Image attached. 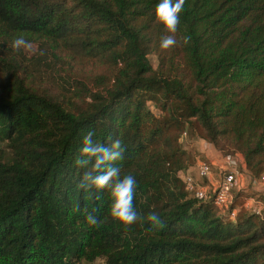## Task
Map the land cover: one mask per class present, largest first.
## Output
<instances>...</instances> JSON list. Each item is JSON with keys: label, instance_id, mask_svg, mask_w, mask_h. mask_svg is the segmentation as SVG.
Here are the masks:
<instances>
[{"label": "trees", "instance_id": "obj_1", "mask_svg": "<svg viewBox=\"0 0 264 264\" xmlns=\"http://www.w3.org/2000/svg\"><path fill=\"white\" fill-rule=\"evenodd\" d=\"M157 3L0 0V264H264V212L243 205L251 192L232 189L223 210L213 191L193 196L181 144L193 136L222 164L237 158L250 182L264 173V0H186L168 51ZM18 36L32 52L13 50ZM89 131L125 149L117 166L137 181L140 216L127 230L108 192L77 188Z\"/></svg>", "mask_w": 264, "mask_h": 264}, {"label": "clouds", "instance_id": "obj_2", "mask_svg": "<svg viewBox=\"0 0 264 264\" xmlns=\"http://www.w3.org/2000/svg\"><path fill=\"white\" fill-rule=\"evenodd\" d=\"M185 2L186 0H158L155 9L156 20L167 32L160 42L162 50L168 51L177 45L176 34ZM188 39L185 38V43ZM12 48L15 51H28L32 45L23 36H18L13 40ZM94 136L95 133L89 131L82 139L80 157L76 164L85 171L77 188L95 199H99V193L108 192L111 197L110 216L127 230L140 219L133 204L137 181L130 174L121 176V169L117 166L125 151L121 141L116 139L100 143L93 139ZM85 212L88 226H98L95 210L88 212L85 209ZM147 220L152 228L164 227L163 221L155 212L148 215Z\"/></svg>", "mask_w": 264, "mask_h": 264}, {"label": "rangeland", "instance_id": "obj_3", "mask_svg": "<svg viewBox=\"0 0 264 264\" xmlns=\"http://www.w3.org/2000/svg\"><path fill=\"white\" fill-rule=\"evenodd\" d=\"M30 44L32 45V48L26 51L27 53L32 52V50L34 49V43H30ZM148 59L150 63L152 64V66L156 65V55L154 53H149ZM69 62L73 65V69L77 72H81L80 71L81 69H85L89 67V64L87 61H79L77 58H73V59L69 58ZM78 75L82 76V73ZM148 107L153 112L156 113V108L150 102L148 103ZM181 144L185 150H188L191 153L194 159V162L188 167L186 171H188V173L191 174L197 180H202L206 184L208 183L212 188V186L214 185V181L217 178L219 179L223 173V170L220 169L221 164H222L220 161L221 155H219L218 152L209 143L197 137H193V136H186V138L183 137L181 138ZM207 148L209 149L207 150ZM206 150L208 152H206ZM210 152H214V154L216 155V158H218L220 163H219V166L215 165L216 167L214 168L212 166L209 167V172L211 174L214 173V175H210V177L208 176L209 178L207 177V178L201 179L196 175L195 161L197 159H205V158L214 159L215 155L213 157L208 156ZM233 162H235V170H236L237 177H238V187L237 188H243V189H246L248 192H251V194L244 199L243 205L246 203L244 206L247 209H249L248 208L249 206L250 208L251 207L257 208L259 212L260 211L264 212V196H262L263 194L262 192H264V189L263 187H259V185L264 186V184H257L255 181L251 183L247 172H245V170L240 168V163H238V159L233 158ZM90 264H106V263L103 261L102 258H95Z\"/></svg>", "mask_w": 264, "mask_h": 264}, {"label": "built area", "instance_id": "obj_4", "mask_svg": "<svg viewBox=\"0 0 264 264\" xmlns=\"http://www.w3.org/2000/svg\"><path fill=\"white\" fill-rule=\"evenodd\" d=\"M196 165V175L203 179L209 176V166L203 160H197ZM223 173L221 177L214 181V185L211 186L202 180H197L188 171L183 175L184 187L187 191L191 192L196 198H204L206 194L210 191H213V203L220 210H223L225 205L231 201L232 189L238 187V177L235 170V165L233 158L229 156H223V164L221 165ZM257 183L264 184V173H260L259 176L254 180ZM246 204V203H245ZM244 204V205H245ZM248 208L251 211L259 212L257 208ZM228 215L233 217L234 209H231L228 212Z\"/></svg>", "mask_w": 264, "mask_h": 264}, {"label": "crops", "instance_id": "obj_5", "mask_svg": "<svg viewBox=\"0 0 264 264\" xmlns=\"http://www.w3.org/2000/svg\"><path fill=\"white\" fill-rule=\"evenodd\" d=\"M208 149H209V148H207V150H208ZM207 150H206V152H208ZM214 155H215L214 152H210L208 156H209V157H213ZM214 157H215V158L211 160L212 162H214V164L212 165L213 168L215 167L216 163H220V161H222L221 158H220V161H219L218 158H216V155H215ZM210 175H214V173H213V174L209 173V177H210ZM209 177H208V178H209ZM251 183H252V182H251ZM256 183H257V182H256ZM257 184H260V183H257ZM259 187H263V189H264V186H262V185H259ZM262 193H263L262 196H264V192H262Z\"/></svg>", "mask_w": 264, "mask_h": 264}]
</instances>
